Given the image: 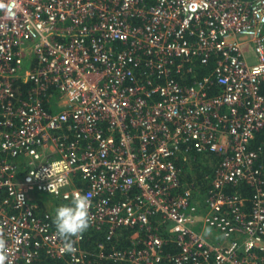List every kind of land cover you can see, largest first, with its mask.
<instances>
[{"label": "built area", "instance_id": "obj_1", "mask_svg": "<svg viewBox=\"0 0 264 264\" xmlns=\"http://www.w3.org/2000/svg\"><path fill=\"white\" fill-rule=\"evenodd\" d=\"M263 79L264 0H0L6 264H264ZM211 153L198 202L176 160ZM40 194L105 240L63 253Z\"/></svg>", "mask_w": 264, "mask_h": 264}, {"label": "trees", "instance_id": "obj_2", "mask_svg": "<svg viewBox=\"0 0 264 264\" xmlns=\"http://www.w3.org/2000/svg\"><path fill=\"white\" fill-rule=\"evenodd\" d=\"M209 70L207 67H198L196 76L201 77L206 74V72ZM260 90L264 93V79L262 80L260 84ZM249 149H253L258 151V161L256 164H261L264 166V128L258 130L255 132L252 140L249 144ZM204 160H212L213 162H216L217 158L214 154H208L205 157L196 155V156H190L189 160L182 161V160H176V164L182 168V176L187 181L194 183V194L198 197H204L206 190L209 188L210 185V177L213 175V167L211 168H205L202 167L199 169L201 163L200 161ZM190 165V166H189ZM210 175L208 178L206 176ZM244 186V185H243ZM245 189V188H244ZM46 195V194H43ZM88 230V229H87ZM85 231V246L93 248L96 246V244L100 241H104V236L98 232L97 230L89 229L88 231ZM129 234V230L124 229L123 230V237L121 239L120 243H116V246H125L127 245L128 241L126 239V236ZM96 261V260H95ZM32 264H64L63 259H56L51 258L47 256L43 251L40 252L38 258L33 261ZM94 264H106L105 262H95Z\"/></svg>", "mask_w": 264, "mask_h": 264}, {"label": "clouds", "instance_id": "obj_3", "mask_svg": "<svg viewBox=\"0 0 264 264\" xmlns=\"http://www.w3.org/2000/svg\"><path fill=\"white\" fill-rule=\"evenodd\" d=\"M90 206L91 201L88 196L78 194L70 204L59 206L55 210L54 225L57 236L62 241L63 253L76 252L74 238L82 236L89 228ZM5 248L6 242L0 239V264H6L7 261V256L4 254Z\"/></svg>", "mask_w": 264, "mask_h": 264}, {"label": "crops", "instance_id": "obj_4", "mask_svg": "<svg viewBox=\"0 0 264 264\" xmlns=\"http://www.w3.org/2000/svg\"><path fill=\"white\" fill-rule=\"evenodd\" d=\"M207 156V155H202ZM204 160V158H203ZM62 205H67L62 199L53 197L52 195H35L34 199V211L37 215L43 216V213H48L51 216H55V210ZM88 231V230H87ZM91 249L90 247H88Z\"/></svg>", "mask_w": 264, "mask_h": 264}, {"label": "rangeland", "instance_id": "obj_5", "mask_svg": "<svg viewBox=\"0 0 264 264\" xmlns=\"http://www.w3.org/2000/svg\"><path fill=\"white\" fill-rule=\"evenodd\" d=\"M247 49H248V51H247V54L248 55H250L251 54V49L249 48V46L248 45H246L245 46ZM202 157H205V156H202ZM201 163V165H200V167H199V169L200 168H202V167H205L206 169L209 167V168H211V167H214V165H215V162H213L212 160H203V161H200L199 162V164ZM190 166V165H189ZM202 198V197H201ZM201 198L199 197L197 200H198V202H200V200H201Z\"/></svg>", "mask_w": 264, "mask_h": 264}]
</instances>
